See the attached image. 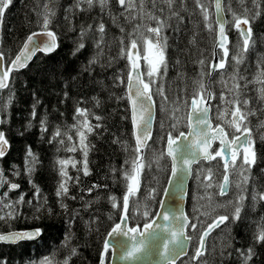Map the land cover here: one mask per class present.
Returning a JSON list of instances; mask_svg holds the SVG:
<instances>
[{
  "label": "trees",
  "instance_id": "16d2710c",
  "mask_svg": "<svg viewBox=\"0 0 264 264\" xmlns=\"http://www.w3.org/2000/svg\"><path fill=\"white\" fill-rule=\"evenodd\" d=\"M43 1L13 0L5 11L3 22L0 23V51L4 53L6 62L16 55L30 33L41 29L39 25L43 16ZM48 1L55 12L49 27L57 36L58 48L51 55L38 54L26 69L12 73L9 88L3 91L0 97V108L3 109L0 111L3 121L0 131L5 133L9 142L6 155L0 159V169L12 182L20 185L18 190L24 195L25 201H32L31 204L16 206L19 211L16 218L0 220V233L39 228L42 234L34 242L0 244V258L5 264H30L45 257L57 264H63L65 259L68 264H98L104 239L121 214L122 196L126 191L122 168L130 169V162L136 155L133 151L135 145L128 102L127 99H120L125 96L127 80V60L119 58L120 39L132 33L138 24L155 26V22L149 20L146 15L144 21H141L140 16L132 19L137 12L123 11L117 0H111L103 10L98 2L89 8L86 3L73 7L76 0ZM145 2L151 5L150 8L146 7V12L161 20H167L168 24L163 32L168 38V69L167 74L158 81L164 85L168 100H162L170 108L181 106L183 101L189 102L194 97L198 89L195 81L201 79L202 73L208 72L214 33L204 27L203 16L194 0H175L171 9L161 5L158 0H155V8L152 6V0ZM202 2L208 7L209 20L214 24L210 1ZM224 5L231 57L238 50L235 45L242 42L238 31L232 26L233 13L243 16L245 9L250 10L249 16L257 11L264 13V0H258L257 5L253 4V0H244L243 4L240 0H225ZM229 8L232 11H228ZM173 11L182 19L173 16ZM100 23L105 25L102 42L99 39L101 34L95 31ZM88 25H92V30H89L84 38L85 47L73 55L81 29ZM121 28L124 29L123 32ZM251 28L254 44H250V51L245 53L243 61L236 65L238 71H243L245 75L252 74L264 57V14L251 20ZM140 30L143 31V28ZM98 42L100 48L96 46ZM93 58L96 61L94 64L90 63ZM201 59L205 60L204 65L198 63ZM231 63L229 59L224 72L229 69ZM216 76L203 77L213 93V112L219 92L218 88L211 87ZM120 79H123L124 83H120ZM155 89L156 86H153L152 91L155 92ZM248 94L250 95L246 93L247 98L253 95L252 91ZM153 99L158 107V95H154ZM34 105L35 118L32 115ZM77 107L87 109L89 123L99 124L100 127L94 128L87 135V143L90 145V174L84 176L83 171L78 172L73 167L68 169V175L74 179L68 182V196L63 198V203L68 206L65 210L61 208V200L56 196V187L61 180L58 159L66 156V149L70 147L75 136L73 128L77 120L73 117ZM96 116L101 119L96 120ZM42 121H46L43 126L47 131H41ZM57 129L61 131L62 136L53 140V133ZM185 130L186 127L181 131ZM61 139L63 144L60 143ZM254 139L259 159L251 171L246 173L248 184L244 192L248 196L250 193L264 192V141L258 140L256 136ZM164 143L165 138L158 143L156 114L153 136L144 153L146 167L142 175L145 182L149 173L156 177V191L154 196L148 197L149 199L146 197L141 207L135 198L143 192L142 189L131 198L129 220L132 226H141L150 221L158 208L167 183L170 163L165 155L162 156V161H159L161 166L158 163L152 164L151 161L154 156L160 157L161 152L164 153ZM29 150L36 158L30 176L26 171V161L31 160ZM126 160L129 161L127 165ZM211 164L214 165L219 180L223 174L222 166L219 161H213ZM202 165L205 166L206 163H200L193 170L186 205L191 223H196L199 228L192 231L189 226L188 236L192 237L190 252L179 264H195L190 258L194 255L203 228L216 216L232 213L231 208L214 213L212 209L204 206L206 201H200V207H192L193 178ZM12 173L18 175L14 177ZM77 176L80 177L79 182L75 181ZM29 180L39 187V199L34 197L35 189L32 185L27 186ZM93 185L100 187L89 192ZM110 196L117 197L119 206L115 209L109 200ZM216 197L221 200L218 194ZM146 200L148 205L144 207ZM252 203L245 199L241 211L242 218L235 222L227 221L208 237L206 251L199 258L200 261L204 264H243L240 253H247L249 248H253L255 254L248 264H264V245L254 240L256 234L264 228V201L257 199L253 206L249 207ZM145 210L149 213L147 217L143 216ZM139 212L142 213L135 216ZM2 214L1 212L0 215ZM213 216L215 217L212 218ZM73 248L76 250L75 255L71 254Z\"/></svg>",
  "mask_w": 264,
  "mask_h": 264
},
{
  "label": "snow or ice",
  "instance_id": "6c2138e0",
  "mask_svg": "<svg viewBox=\"0 0 264 264\" xmlns=\"http://www.w3.org/2000/svg\"><path fill=\"white\" fill-rule=\"evenodd\" d=\"M13 0H0V23L3 22L5 11L9 8L10 4ZM98 2L101 6V10L105 8L108 3V0H76V3L73 7H79L81 3H86L89 8L93 7L94 3ZM196 6L200 9L201 14L204 20V27L210 32L214 33V44H213V52L212 55L215 56V49L220 48L223 51V57L220 59L219 64L211 65L213 71L216 69H223L225 67V62L229 56V40L226 33L225 25L227 21L224 19L222 15L224 9L222 8L221 0H213L214 6L216 9V20L215 23L218 25V30L213 29L212 22L209 20V10L205 3L202 0H194ZM244 0H240V3L243 4ZM121 8L124 9L125 12H131L135 9L136 4L135 0H118ZM169 7L172 8L175 0H164ZM253 4L257 5L258 0H253ZM152 6L155 8V0H152ZM139 9L141 15V19L143 15H146L147 18L151 21L155 22V26H150L147 24H138L136 28H134L132 33H129L127 37L120 39V52L119 58L127 60V72L125 73L127 77V86L125 91V96L120 97V99H127L130 109H131V122L133 125V136L136 140L135 147L133 151L136 155L131 160V168H122V178L125 181L126 191L122 196L123 200V211L120 216L121 221H127L128 219V211L130 208V198L135 197L137 193L141 189V180L140 177L146 167L144 160L145 157L143 155V150L148 147V140L152 139L151 135V116H152V108H153V96L159 95L164 98L165 101L168 100V97L165 92V87L163 84H158V81L163 78L164 75L167 74L168 69V61L166 58V50L168 48V38L163 35L164 29L168 27L167 20H161L159 17L152 15L151 13L145 12L144 0H140ZM228 11H232L231 8ZM249 9H245L244 15H236L233 13L232 26L239 32L240 38L243 41V44H239V42L235 45L238 49L237 53L232 57L236 64H240L243 61V56L245 53L250 51V44H254L252 28H251V20L256 16L264 14L260 11L253 12L252 16L248 15ZM123 14V13H122ZM55 15V12L52 11L48 4H44V13L42 16V20L40 22V27L43 29V35L47 37V40L42 42L41 44L37 43L34 39L37 36V33H33L26 38L20 52L16 55L15 59L11 61V65L5 68V55L2 51H0V92L4 89L9 88L10 79L9 74L13 70H19L27 66L29 60L36 52H43L45 55H48L56 50L58 47L57 44V36L54 31L50 30V24L52 23V17ZM173 16H177L178 19H182V17L178 16V13L173 11ZM127 18V17H126ZM132 19H137L136 16H132ZM67 19V17H66ZM246 26V27H242ZM143 28V31L140 29ZM92 30V25H88L86 28L81 29L80 38L77 42L76 48L73 52V55L80 52L84 47V38L87 35V32ZM95 31H98L100 35V41L102 42L104 39L105 33V25L100 23L96 26ZM123 32L124 29L121 28ZM127 40V43H126ZM97 48H100V43H97ZM141 61H143V66L141 65ZM95 58H93L90 63L94 64ZM200 65L205 64V60L201 59L198 61ZM207 75L211 77L213 72H207L201 74V79L195 81L198 85L197 92L194 94L193 99L191 100V109L192 111L188 114L187 127L189 128L188 135H185L184 132H178V136H173L172 132L167 133V152L162 153L161 155H166L171 159V174L173 177L178 178L175 182L178 187L183 189V177L186 176L191 171V165L197 160L203 161H213L216 160L217 157H220L223 162V175L222 181L218 184L219 195L225 196L228 194L231 181L230 175L235 174L237 170H239V174L241 176V183L237 184V188L241 189L243 192L242 185L246 184L248 181V176L245 173H249L253 166H255L258 162V155L255 150V139L253 137V129L249 126L248 117L250 115H254L253 111L248 108V100L243 99L241 96V89L238 83H234L232 89H229L232 92V99L225 100L223 96L220 97L221 102L231 105V109L224 108L217 119L222 120L228 127L233 128L235 133H240V135L232 134V138L228 139L229 133L225 130L224 127H221L219 124L216 125L215 128L212 127V124L208 119L209 109L207 107V103L211 100L212 93L206 90L203 77ZM236 74L232 76L233 81L236 80ZM243 79V77H240ZM255 82L259 83L261 87L258 89L259 96L261 100H264V57L261 58V62L258 64L257 75L254 77ZM120 83H124L123 79H120ZM153 86H156L155 92L152 91ZM35 95V94H34ZM11 97V93H10ZM65 98H67V93H65ZM38 103V101H37ZM3 109L0 108V111ZM180 109L177 107L172 115V119L175 120V123L171 124L172 129H177L179 123V117L175 116V112H178ZM230 113L232 119L225 120L224 117ZM33 117L35 118V105L33 106ZM88 110L77 107L75 110V115L73 117L74 120H77V125H74L76 128V133L79 137V148L83 155L82 161H75L72 159L67 160H59V174L62 177L61 182L58 185L56 190V196L61 200V208L67 210V205L63 203V198L68 196L69 186L68 182L73 180L74 178L68 175L67 166L71 165L73 168H76L77 171H83L84 176H88V149L89 144L87 143V134L91 133L94 128L100 127L99 124L92 125L88 121ZM82 118V119H81ZM96 120H100L101 117L96 116ZM0 123H3L0 120ZM46 121H42L41 131H47V128L43 125ZM259 127L264 128V123H261ZM62 133L59 129H57L52 136V139L55 140L58 137H61ZM191 137V140L185 145L184 149L176 146L178 138H183L184 140H188V137ZM260 139L264 140V134L260 135ZM219 141L221 148L216 150L212 149V144L214 141ZM60 143H64L61 139ZM9 147V142L6 139L5 133L0 131V159H2ZM69 152H75L76 147H67L66 149ZM180 153L181 155H177ZM28 155L31 157V160L26 161V170L27 174L30 176L34 170L33 165L35 163V156L29 150ZM157 162L160 157H156ZM239 161V162H238ZM77 163H82L83 167L77 168ZM129 164V161H125V165ZM116 170L114 169L113 172ZM208 174L204 177V180H211L213 176L212 168H208L205 170ZM18 175V173H14ZM80 177H75V181L79 182ZM173 180H169V183H173ZM29 183L35 189L33 195L37 199L40 197V189L32 180H29ZM7 186V191L0 192V210L7 208L9 211L0 215V220H8L14 219L18 216L19 211L16 207L17 205H22L24 203L31 204L32 201H25L24 195L20 194L15 201L9 199V194L18 190L20 185L14 182H10L7 178H5L3 172H0V189L5 188ZM205 188H211L213 185L211 183H207L204 185ZM100 187L99 185H93L92 189L88 191L91 192L94 188ZM155 189H153V192ZM167 192V190H165ZM209 195V199H211V194ZM75 199V197H70ZM245 197L242 194H238L235 202L233 203L231 200L228 203L233 205V211L231 215H218L213 220L212 223L208 224L201 231L198 243L196 247L195 254L192 256V260L198 261L201 256L204 255L206 251V238L211 234L215 228H219L221 224H225L226 221L235 222L240 220L241 211L244 207L243 201ZM253 200H261L264 201V192L253 193ZM109 200L112 202V207L115 209L119 205L117 203V197L110 196ZM218 207H224L223 204H218ZM39 211V208H37ZM203 214V213H202ZM149 215L148 211L145 210L143 212V216L147 217ZM159 215V213H157ZM163 219L165 221H171L170 227H163L162 225H157L158 228L161 229L162 232L170 233L171 239L164 241V258L169 261V264H172V260L170 257L175 258L184 252L185 244L180 238L183 240H190L191 236H186L184 233V229L187 227H191L192 230H197V224L191 223L189 225V220L187 216H184L183 213H171V216L167 213L163 215ZM145 232H140V236H145L148 230H152L154 233L153 225L151 223L144 224ZM128 231L133 234L137 233L136 228L128 229ZM42 234V230L37 228L34 230L28 231H13L7 234H0V243L6 244H16L20 241L26 240H35L39 238ZM120 234L127 235L126 232L121 230V224L117 223L111 229V232L108 235ZM163 239V237H161ZM68 238L66 237V240ZM256 243L264 245V228L261 229L260 232L256 234L254 237ZM144 240H140L138 246L133 247L123 256L125 260L132 259L136 256L137 253L141 252L144 246ZM172 245V247H169ZM124 247V245H121ZM108 250V241L104 242L103 251L107 252ZM71 254L75 255L76 250L73 248L71 250ZM253 248H249L247 253L241 252L240 255L243 257V264H248L254 255ZM230 255V253H229ZM0 264H5L2 258H0ZM38 264H51V261L48 257L43 258ZM63 264H68V260L65 259ZM101 264H104L103 260V252L101 255Z\"/></svg>",
  "mask_w": 264,
  "mask_h": 264
},
{
  "label": "rangeland",
  "instance_id": "374dc122",
  "mask_svg": "<svg viewBox=\"0 0 264 264\" xmlns=\"http://www.w3.org/2000/svg\"><path fill=\"white\" fill-rule=\"evenodd\" d=\"M145 1H147V0H144L145 9H146V7L150 8L151 5L146 4ZM209 1L211 3L210 4V6H211L212 0H209ZM48 2H49L48 0L43 1V9H42L43 13H44V4L45 3L48 4ZM110 2H111V0H108L107 5ZM139 2H140V0H135L136 7H135V9H133L134 12H137L136 17H138V16L141 17V15H142L140 13V9H139ZM158 2H160L161 5H163V6H168L166 3H164V0H158ZM48 6L52 10L51 3H49ZM123 11H124V9H123ZM144 20H145V15H143L141 21H144ZM261 40H263V39H261ZM240 44L242 45V42ZM236 53H234L230 57L232 63L230 65L229 69L225 72L223 71V72L219 73L216 76L213 85H211L212 88H218L219 89L218 96H217V103L215 105V110L213 112L212 118H213L215 123L222 124L224 127H226V129L228 131H233V128L228 127L222 120L217 119V117L219 116L220 112L224 108L227 107V108L231 109V105L222 103L220 97L223 96L225 98V100L232 99L233 94H232V92L229 91V89H232L234 83H238L240 85L242 98L248 100V106L247 107L250 108L254 113V115H250L248 117L249 126L253 129V137L255 138V136H256V138H258V140H261L260 135L264 134V128L259 127V125L261 123H264V100L260 99L259 92H258V89L261 87V85L259 83L255 82V80H254V77L257 75L258 65L256 66V68L252 74L245 75L243 71H241V70L238 71V69L236 67V65H237L236 61L232 58ZM141 62H142V66H143V61H141ZM234 74H236V77H237L235 81H233V79H232V76ZM240 77H243V79H240ZM204 84H205V87L207 90V85H206L205 81H204ZM248 90L250 92L252 91L253 95L251 96V98H247V96H246V93L248 96L250 95V94H248L249 93ZM162 99H164V98L158 95V107H156L157 108V116H158V143H161L162 141H164V138H166V135L168 132H172L173 135H177L178 132H180L182 130V128L186 127V117H187V111H188V106H189L188 101H183L181 106L177 105L176 107L170 108L167 105V103H165ZM177 107L180 110L178 112H175V116L179 117V123H178L177 129L174 130L171 128V124L175 123L176 121L173 120L171 117L173 115L174 110ZM230 116L231 115L229 113L228 115H226L224 117V119L230 120ZM77 123H78V121L75 123V125H77ZM73 131L75 133V136L73 138V141L71 142L70 147H76L77 150L75 152H69L68 151L66 156L59 158L58 161L62 160V159L63 160L72 159L75 161H82L83 160V155H82V152L80 151V148H79V137L76 133L75 127L73 128ZM262 141H264V140H262ZM161 154H162V152H161ZM161 154H160V159H159L160 162L162 161L161 158H163L162 157L163 155H161ZM156 157L157 156L153 157V159L151 161L152 164L158 163V165L161 166V163L159 161L157 162ZM27 161H29V160H27ZM71 167H72L71 165L67 166V172H68V169ZM77 167H83V164L77 163ZM208 168H212L213 176H212L211 180H204V177L208 174L205 170ZM158 171H159V169H158ZM0 172H2L1 169H0ZM12 174L14 175V177H16L15 176L16 174H14V173H12ZM142 175H143V173H142ZM142 175L140 177V180H141V189L143 190V192L139 195L138 198L136 197L137 199L135 198V200H138L139 207H141V203L146 199V197L148 198L150 196H154L155 191H156V182H157L156 177L154 175H151L150 173L148 174L149 177L147 178L146 182L142 180ZM233 175H234L233 184H231V186H230L228 198H221V200H218L216 195H217L218 190H219L218 184L221 182V180H220L221 177L218 180V177L216 176L213 164L210 163V164H206L205 166H203V165L200 166L199 169L197 170V172L195 173L194 178H193L192 207H200L199 202L200 201H206V205H204V206L212 209V211L214 213H217V211H221L222 209L225 210L226 208H231L233 211V205L228 203V201L231 200L234 203L238 194H242L245 197V199H247L250 203L253 202L249 206V207H252L254 204V201H255V200L253 201V199H252L253 193H250V195L248 196V194H245L244 191L241 192L240 188H237V184H240L241 179H242L240 174H239V170H237V172ZM158 177H159V173H158ZM5 178H7L10 182H12L10 180V178H8L6 176H5ZM61 180H62V177H61ZM61 180L59 181V183L61 182ZM59 183H58V185H59ZM207 183H211L213 185V187L205 188L204 185ZM247 184L248 183L242 185L243 189L246 190ZM58 185L56 187V190L58 188ZM27 186H30L29 181L27 183ZM144 188H145V193H144ZM153 189H155L154 192H153ZM4 191H7V186H5V188H3V189H0V192H4ZM20 194H22V193L19 190H16V191L12 192V194L11 193L9 194V199H11L12 201H15ZM208 194H211V199H209ZM247 197H249V198H247ZM218 204H223L225 206L224 207H218L217 206ZM147 205H148V200L145 201L144 207H147ZM5 209H7V208L0 210V213L1 212L3 214L7 213L8 211H6ZM141 213L142 212H139L135 216H139V214H141ZM214 217L215 216H213L212 218H214ZM207 218H209V217H207ZM197 228H199V227L197 226ZM192 231H194V230H192ZM42 259L43 258H41V260ZM48 259L51 261V264H57L55 261L51 260L50 258H48ZM41 260H39V261H41ZM190 260L192 261V258H190ZM39 261H36L34 263L30 262V264L31 263L38 264ZM195 264H204V263H203V261L198 260L197 262H195Z\"/></svg>",
  "mask_w": 264,
  "mask_h": 264
},
{
  "label": "water",
  "instance_id": "95a60500",
  "mask_svg": "<svg viewBox=\"0 0 264 264\" xmlns=\"http://www.w3.org/2000/svg\"><path fill=\"white\" fill-rule=\"evenodd\" d=\"M117 3H118V0H117ZM221 3H222V8L224 9L222 15L224 16V19L227 21V16H226V12H225V5H224L225 0H221ZM118 5H119V3H118ZM212 13H213V20H214V24H215V29L218 30V25H216V23H215V20H216V9H215L213 0H212ZM242 27H246V26L242 25ZM225 28H226V33H227V23L225 25ZM33 33H37L38 34L37 36L34 37V39H35V41L37 43L41 44V46H42V42L47 40V37L45 35H43V30L35 31ZM33 33H31L29 35H32ZM227 36H228V34H227ZM228 40H229V44H228V48H229V45H230L229 36H228ZM25 41H26V39L24 40V42ZM24 42H23V44H24ZM23 44L21 45V47H20L19 51L16 53V55L20 52ZM57 44H58V39H57ZM57 48H56V50H57ZM54 52H52V53H50L48 55H51ZM215 53H216V55L215 56L212 55V58H211V60L209 62V66H208V72H213V75L211 77L208 76L209 78H212L216 73H219L222 70H224L225 67H226L228 58H229V56H228V58H227V60L225 62V67L223 69H219L218 68L215 71H213L211 65L219 64L220 59L224 55L223 51L220 48H216L215 49ZM38 54L45 55L43 52H39V51L36 52L32 56V58L29 60V62H28L26 67H24L22 69H19L18 71L17 70H13L12 72H10L9 79H11L12 73L21 72L24 69H26L32 63V61L34 60V58ZM16 55L9 62H6V59H5V64H4L5 68H7V67H9L11 65V61L13 59H15ZM126 86H127V81H126ZM6 89H4L3 91H5ZM3 91L0 92V97H1V94L3 93ZM212 97H213V95H212ZM191 100L189 101L187 117H188V114L192 111V109H191ZM127 102H128V100H127ZM212 102H213V98L211 100H209L208 103H207V107L209 109L208 119H209V122L212 124V127L215 128L216 125L212 121V108H211L212 107V105H211ZM128 106H129V103H128ZM129 117H130V124H131L132 135H133V125H132V122H131V109H130V106H129ZM187 117H186V124L188 123ZM230 119H232V117H230ZM0 120H2L1 114H0ZM151 120H152V123H151V135L153 136L155 120H156V104H155L154 99H153V108H152ZM219 125L221 127H224L221 124H219ZM0 126H1V123H0ZM184 133H185V135H188V133H189V128L188 127H187V129H186V131ZM228 139H229V137H228ZM190 140H191L190 136L188 137V140H184L183 138H178L176 146L181 147L182 149H184L185 145ZM133 141H134V145H135L136 144V140H135L134 136H133ZM150 141H151V139L148 140L147 143L149 144ZM216 144L218 145V149L221 148L220 142L217 140V141L213 142L211 150L214 149V146ZM145 150L146 149L143 150V155L145 153ZM166 152H167V138H166L165 146H164V153H166ZM177 155H181V154L178 153ZM217 159H220L221 163L224 165V162H223V160L220 157H217ZM168 160L170 162V172H169V175H168L166 186H165L164 191H163V193L161 195V199H160V202H159V205H158V208L156 210V213H155L154 217L149 222H147V223H151L153 225V229L155 230L154 233L152 232V230H148V232L146 233L145 236H140L139 235L140 232H145L144 224L141 225V226H131L130 225V221H129V217H128L127 221H121V219L119 217V220H118L117 223L121 224V230L126 232L127 235H120V234L108 235V233L111 232V229L115 226V224L108 231V233H107V235H106V237L104 239V242L108 241V250H107V252H104L103 249H102L104 264H169V261L164 258V255H162V253L164 252V247H163L164 241H165V239L170 240L171 239V234L162 232L161 229L157 227V225H162L165 228L171 226V221H165L163 219V215L165 213H167V214H169L171 216V213H173V212H175L177 214L182 212L184 216L188 217L187 210H186V205H187V200H188L189 185H190V181H191V178H192L193 169H194L195 166H197L201 162L210 163L212 161H203V160L195 161L191 165V171L186 176L183 177V189H182V192H181V189L178 187L177 183L175 182L178 178L173 177L172 174H171L172 161H171L170 158H168ZM169 180H173L174 182L173 183H169ZM165 190H167V192ZM219 196L220 197H224V196H221V195H219ZM122 211H123V204H122L121 214H122ZM157 213H159V215H157ZM121 214H120V216H121ZM127 215H128V213H127ZM188 220H189V225H190V218L189 217H188ZM222 225H224V224H221L220 227ZM131 228H136L138 230L137 233L133 234L132 232L128 231V229H131ZM34 229H37V228L25 229V230H15V231L20 232V231H28V230H34ZM187 229H188V227L184 229V233H185L186 236H188L187 235ZM217 229L218 228H215V230H217ZM215 230H213L211 232V234ZM9 232H13V231H9ZM9 232L0 233V234H7ZM210 235L207 236L206 243H207V239H208V237ZM161 237H163V239ZM37 239L20 241L18 243H21V242H34ZM142 239L145 242L142 251L137 253L134 258L125 260L123 258V256L126 254V252L129 251L130 249H132L133 247L138 246L139 241L142 240ZM180 239L185 244L184 252L181 253L179 256H177L175 258L170 257V259L172 260V264H178L180 262V260H182L183 258L187 257L188 254H189L190 240H183V238H180ZM104 242H103V248H104ZM18 243H16V244H18ZM0 244H3V245H16V244H6V243H0ZM121 245H124V247H121ZM169 247H172V245H169ZM205 247H206V245H205ZM102 252H101V255H102ZM108 252H109V258H108V262H107V253ZM194 262H196V261H194ZM98 264H101V256H100V261H99Z\"/></svg>",
  "mask_w": 264,
  "mask_h": 264
},
{
  "label": "flooded vegetation",
  "instance_id": "af4514ba",
  "mask_svg": "<svg viewBox=\"0 0 264 264\" xmlns=\"http://www.w3.org/2000/svg\"><path fill=\"white\" fill-rule=\"evenodd\" d=\"M217 75V73L214 75V76H216ZM213 76V77H214ZM212 77V78H213ZM207 91H209V92H211L212 93V91L208 88V86H207ZM213 94V93H212ZM226 128V127H225ZM226 131L229 133V139H231L232 138V134L233 133H235V130L233 129V131H228L227 129H226ZM235 135H240V133H235ZM216 161H219L220 163H221V160L220 159H217ZM239 162V161H238ZM233 178H234V175L232 174V175H230V181H231V184H233ZM221 181H222V178L220 179ZM231 186V185H230Z\"/></svg>",
  "mask_w": 264,
  "mask_h": 264
},
{
  "label": "bare ground",
  "instance_id": "6f19581e",
  "mask_svg": "<svg viewBox=\"0 0 264 264\" xmlns=\"http://www.w3.org/2000/svg\"><path fill=\"white\" fill-rule=\"evenodd\" d=\"M226 74V73H225ZM260 142V141H259Z\"/></svg>",
  "mask_w": 264,
  "mask_h": 264
}]
</instances>
